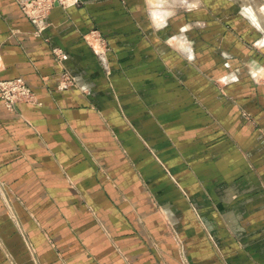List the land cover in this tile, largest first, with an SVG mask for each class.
Instances as JSON below:
<instances>
[{"label": "crops", "instance_id": "crops-1", "mask_svg": "<svg viewBox=\"0 0 264 264\" xmlns=\"http://www.w3.org/2000/svg\"><path fill=\"white\" fill-rule=\"evenodd\" d=\"M51 18L0 0V78L39 101L0 98V264H264V0Z\"/></svg>", "mask_w": 264, "mask_h": 264}, {"label": "rangeland", "instance_id": "rangeland-1", "mask_svg": "<svg viewBox=\"0 0 264 264\" xmlns=\"http://www.w3.org/2000/svg\"><path fill=\"white\" fill-rule=\"evenodd\" d=\"M18 1H19V4H20L22 10L32 20H34L36 22V28L34 31H35V33H37L39 35H43L44 32L48 29V27L51 25V23H52L51 14H52L53 8L56 5H60L62 8H64V10L67 11V9L72 4L81 3V0H18ZM87 34H89L91 36V39H89L87 37ZM84 36L88 40V42L91 44L92 48L95 50H99L101 54H103L105 52V50L107 49L108 40H107L106 36H104L97 27H92L88 33L84 34ZM45 38L49 40L50 36L45 35ZM53 50H54L56 57L60 60H62L64 57L67 56L64 49L60 46H54ZM260 76L264 77V73ZM15 77H20L26 81V79L23 78L22 76H15ZM10 78H14V77H10ZM61 78L64 82H67L70 84L76 83V77L66 67H64V69L61 72ZM2 79H4V78H2ZM26 83L28 84L27 81H26ZM32 91L34 92V98L31 100H23V101L39 102L37 100V97H36V92L34 91L33 88H32ZM0 98H2V97L0 96ZM2 100L5 102V100L3 98H2ZM5 104H6V102H5ZM9 108L14 109L15 106L9 107ZM244 114L248 117H251L248 112H244Z\"/></svg>", "mask_w": 264, "mask_h": 264}, {"label": "built area", "instance_id": "built-area-1", "mask_svg": "<svg viewBox=\"0 0 264 264\" xmlns=\"http://www.w3.org/2000/svg\"><path fill=\"white\" fill-rule=\"evenodd\" d=\"M0 96L9 107L16 106L19 101L34 98L32 88L20 77L0 78Z\"/></svg>", "mask_w": 264, "mask_h": 264}]
</instances>
